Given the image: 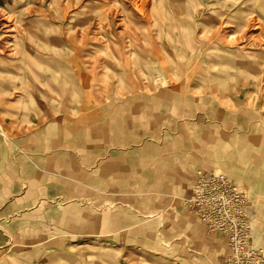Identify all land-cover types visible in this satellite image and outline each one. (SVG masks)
<instances>
[{
	"label": "rangeland",
	"instance_id": "1",
	"mask_svg": "<svg viewBox=\"0 0 264 264\" xmlns=\"http://www.w3.org/2000/svg\"><path fill=\"white\" fill-rule=\"evenodd\" d=\"M0 264H264V0H0Z\"/></svg>",
	"mask_w": 264,
	"mask_h": 264
},
{
	"label": "built area",
	"instance_id": "2",
	"mask_svg": "<svg viewBox=\"0 0 264 264\" xmlns=\"http://www.w3.org/2000/svg\"><path fill=\"white\" fill-rule=\"evenodd\" d=\"M188 203L199 220L221 235L230 247L248 245L251 231L245 222V194L226 175L210 173L197 177Z\"/></svg>",
	"mask_w": 264,
	"mask_h": 264
}]
</instances>
